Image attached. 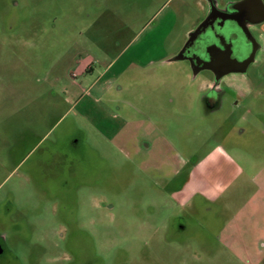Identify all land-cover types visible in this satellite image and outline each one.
<instances>
[{"label": "rangeland", "instance_id": "1", "mask_svg": "<svg viewBox=\"0 0 264 264\" xmlns=\"http://www.w3.org/2000/svg\"><path fill=\"white\" fill-rule=\"evenodd\" d=\"M204 5L0 0V238L15 264H264V56L211 112L206 74L168 62ZM193 170L219 195L180 207Z\"/></svg>", "mask_w": 264, "mask_h": 264}, {"label": "flooded vegetation", "instance_id": "2", "mask_svg": "<svg viewBox=\"0 0 264 264\" xmlns=\"http://www.w3.org/2000/svg\"><path fill=\"white\" fill-rule=\"evenodd\" d=\"M242 1L232 3L204 0L205 5L201 7L202 18L192 31L203 22L204 30L201 29L193 42L188 44L187 35L185 43L168 61L186 63L193 77L206 74L202 87L208 92L203 100L208 112L220 108L223 89H238L233 83H229L234 77L245 78L243 84L249 85L248 70L256 63L258 55H264V45L254 32L260 26V23L255 24L260 10L253 3L240 5ZM244 61H250L248 66L239 65ZM179 206L184 207L183 204ZM175 220V229L182 230L183 226L179 225L181 218L176 217ZM0 264H15L14 259L12 261L8 257L1 238Z\"/></svg>", "mask_w": 264, "mask_h": 264}, {"label": "crops", "instance_id": "3", "mask_svg": "<svg viewBox=\"0 0 264 264\" xmlns=\"http://www.w3.org/2000/svg\"><path fill=\"white\" fill-rule=\"evenodd\" d=\"M256 3L259 4V6L261 7V9L264 11V5L263 3L261 2V0H259V2L256 1ZM158 30V28H157ZM254 32L257 34V36L259 37V41L261 44L264 45V21L260 23V26L258 28H255L254 29ZM146 44V42H143L140 44V46L142 44ZM125 54L122 55V57L124 56ZM264 56V55H263ZM131 58H128V60H130ZM127 60V61H128ZM90 65L91 63H89V61L83 63V64H80L78 66V71L77 73L79 74H85L87 73L89 70H90ZM113 67H111L109 69V71L107 72H110L111 69ZM106 74H104L105 76ZM223 156L221 154V152L219 153V151H217L216 153L213 154V156L208 160L206 161L205 163L206 164H212V163H216L217 160H219V158ZM229 160V163L230 164H233L232 161L230 159ZM197 170H193L190 172V178H189V183L185 184V186H183V189L177 191L175 194H174V198L176 200H178L180 203H182L183 205L185 204V202H188L190 199L196 197V196H199V197H203L205 199H208V198H214L213 196H218L219 195V192L217 191V193L215 194H211L209 193L207 190L205 189H201L200 186H199V181L197 179L200 178L199 174L196 173ZM197 180V182H196ZM186 188H190V190L187 192L186 191ZM181 201H180V200Z\"/></svg>", "mask_w": 264, "mask_h": 264}, {"label": "water", "instance_id": "4", "mask_svg": "<svg viewBox=\"0 0 264 264\" xmlns=\"http://www.w3.org/2000/svg\"><path fill=\"white\" fill-rule=\"evenodd\" d=\"M256 1L259 2V0H243L239 4L240 5H247V4H250V3L256 4L257 8L260 10V13L257 14V20L255 21V24H259V23L264 21V11L261 9L259 4L256 3ZM204 28H205V23L203 22L196 28V30L190 32L188 34L187 44L193 42V40L201 32L200 30L201 29L204 30ZM249 63H250V61H244V62L239 63V65L242 66V67H246V66H248ZM238 72H242V71H238Z\"/></svg>", "mask_w": 264, "mask_h": 264}]
</instances>
